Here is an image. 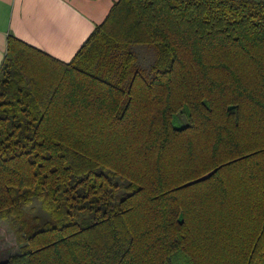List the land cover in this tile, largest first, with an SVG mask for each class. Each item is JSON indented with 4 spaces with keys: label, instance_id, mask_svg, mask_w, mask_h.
I'll use <instances>...</instances> for the list:
<instances>
[{
    "label": "trees",
    "instance_id": "obj_1",
    "mask_svg": "<svg viewBox=\"0 0 264 264\" xmlns=\"http://www.w3.org/2000/svg\"><path fill=\"white\" fill-rule=\"evenodd\" d=\"M1 221L0 264H264V0H117L67 62L9 34Z\"/></svg>",
    "mask_w": 264,
    "mask_h": 264
},
{
    "label": "crops",
    "instance_id": "obj_2",
    "mask_svg": "<svg viewBox=\"0 0 264 264\" xmlns=\"http://www.w3.org/2000/svg\"><path fill=\"white\" fill-rule=\"evenodd\" d=\"M117 0H0V64L7 36L67 62Z\"/></svg>",
    "mask_w": 264,
    "mask_h": 264
},
{
    "label": "rangeland",
    "instance_id": "obj_3",
    "mask_svg": "<svg viewBox=\"0 0 264 264\" xmlns=\"http://www.w3.org/2000/svg\"><path fill=\"white\" fill-rule=\"evenodd\" d=\"M139 46H135L137 49ZM150 50L144 47H140L141 60H147L150 57ZM148 61V60H147ZM183 117L178 115L175 116V122L182 121ZM180 124V123H179ZM18 253V244L15 240V235L13 231L8 227V225L1 221L0 222V262L6 260L10 255Z\"/></svg>",
    "mask_w": 264,
    "mask_h": 264
}]
</instances>
